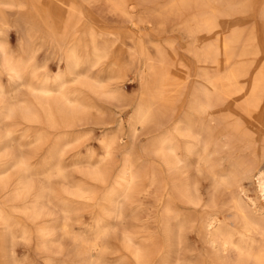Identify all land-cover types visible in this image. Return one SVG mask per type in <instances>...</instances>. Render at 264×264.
<instances>
[{
    "label": "rangeland",
    "instance_id": "obj_1",
    "mask_svg": "<svg viewBox=\"0 0 264 264\" xmlns=\"http://www.w3.org/2000/svg\"><path fill=\"white\" fill-rule=\"evenodd\" d=\"M0 1L2 2L0 19L4 22V25L0 26V46L11 67L20 69L18 59L21 53L24 60L31 58L32 64L29 65L32 67L27 68V76H33L31 82L39 83L46 78L53 79L59 71H62L65 74L62 79L65 82V90L70 89L71 92L77 90L82 98H80L82 106L75 112L77 116L71 118L57 116L58 128L50 127L45 120V96H43V111L40 105H36L38 104L35 101L36 96L31 95L30 91L22 86L23 79L15 77L12 70L2 68L1 64L0 99H5L6 103L16 108L29 107L39 121H25L20 116L1 120L0 149L6 145L9 147L8 150L6 149L7 153L1 152L0 155L12 156L13 151V154H17H14L15 156L21 154L30 158L36 174L34 173L31 179L26 177L28 181L32 180L36 188L49 186L52 190V195L48 198L51 205H48L47 200H43L45 213L52 214V218L47 216L46 219L59 218L60 209L64 208L70 218L73 236L85 242L102 229L108 228L107 235L100 240V245L105 248L94 253V256L78 254L80 242L74 243L58 231L48 238L49 243L43 247L42 237L36 230V224L28 219L29 216L10 210L12 201L8 191L14 187L19 172L7 166L0 169V172L4 171L0 178L12 176L11 186L9 185V190L5 193L0 189V211L11 215L13 219L10 230L0 225V264H51V261L55 264H139L131 256L137 249L141 253L144 252L143 254H149L148 264H203L208 248L195 221L188 224L184 230L183 240L179 246H174L171 250H161L159 205L154 187H148V180L156 167V158L145 148L152 146L156 136L155 123H175L177 120H180L179 123H186L189 120L192 123H199L198 115L188 111V99L193 89L198 86L199 73H202V70L208 74L212 73L211 66L199 62L194 55V50L200 46L199 44L193 46V39L186 36L183 31L180 22L184 17L169 11L168 6L172 0H132L137 4L138 13L135 12L137 15L133 14L135 17L132 15L131 19L114 13L104 0H73L79 12L78 17L75 18L79 23L74 34L79 42L70 41L74 39L72 33L65 32L61 30L62 28L56 29L57 16L61 15L62 8L56 0H43V5L36 4L35 0H21L23 8L12 4L13 0ZM240 1L249 3L248 9L244 12H238L237 6L228 9L223 18V25L226 28L238 26L244 33L247 32L244 35L249 39L252 51L244 57L234 58L233 64H238L244 69L246 76L242 82L248 86L264 61V16L262 17L261 11L264 0ZM80 30L93 32L94 42L86 33H82L83 31L79 36L77 33ZM73 42L79 44L78 51L82 52L86 48L91 51L94 46L106 51L111 49L109 60L122 65L124 78L121 81L105 80L104 89L100 91L76 87L70 82L72 77L65 72L64 61L66 52L73 46ZM154 44L158 45L164 55L172 60L173 66L175 65L171 76L173 80L179 82L180 88L167 99L165 98L166 100L155 102L154 107L160 109V116L151 117L150 122L142 125L129 123V118L137 105L146 107L145 91L141 85L146 82L153 83L154 80L147 71L145 59L146 54L153 60L157 59ZM1 57L3 58L0 53V60ZM180 62L186 67L183 74L178 71ZM102 65L91 70L92 78L97 77L99 69L107 66L108 62ZM24 74L20 71L21 76H25ZM101 92H104V95ZM244 94L245 92L233 97L222 96L223 100L219 105L221 107H217V118L206 123H233L232 119L227 120L229 116H238L240 123H264V115L261 112L246 110L243 103ZM47 100L50 102L49 98ZM67 108V105L62 106L65 115H68ZM5 130L14 133L12 136L13 140H16L14 143L6 144L10 138L4 136ZM25 131L31 137L43 134L46 139L40 149L35 150L32 144L27 143V139L22 140L23 137H19ZM62 133L70 137L72 144L61 154L57 150L52 151L51 145L53 139ZM111 135H115L117 146L113 145L106 151L103 142ZM124 150L129 151L134 168L139 174L131 194L125 199H117L121 210L120 216L110 220L101 214V210L107 203L104 198L108 194L110 185L122 169ZM1 156L0 166L7 163ZM42 157H46L44 162L48 164L43 163ZM57 160L63 168L65 180L52 176L47 181L44 175L51 171L50 164ZM98 171L104 172L106 176L104 185L97 184L83 175L84 172ZM198 181L200 194L203 195L201 197L206 202L210 183L204 177H198ZM243 188L249 196H253V183L245 180ZM77 190L82 191L84 195L92 196L89 200L72 198L70 193ZM32 195L25 197L26 200L18 201L17 205L19 207L29 205L32 202ZM55 205L61 207L56 208ZM187 209L189 210H182L181 218L186 216L196 220L204 216L201 208ZM169 225L171 231L175 232L177 223L171 219ZM126 236L132 238L129 247H125Z\"/></svg>",
    "mask_w": 264,
    "mask_h": 264
},
{
    "label": "bare ground",
    "instance_id": "obj_2",
    "mask_svg": "<svg viewBox=\"0 0 264 264\" xmlns=\"http://www.w3.org/2000/svg\"><path fill=\"white\" fill-rule=\"evenodd\" d=\"M56 1L62 7L61 15L57 16L56 29L62 28L61 30L72 33L74 39L70 41L77 42L78 37L74 35L79 23V20H75L79 15L77 6L73 0ZM104 1L114 13L122 17L131 19L132 15L137 12V4L132 0ZM35 3L43 5V0H35ZM12 4L23 8L21 0H13ZM235 6H237L238 12H244L248 9L249 3L240 0L234 2L230 0L226 2L224 0H172L168 6L170 12L184 17L183 20L180 19L182 20L180 24L183 31L186 36L193 39V46L197 44L200 46L194 50L195 57L199 62L210 65L212 73L208 74L204 70L199 73L198 86L193 89L188 99V111L198 115L199 123L189 122L190 120L186 123H179L180 120L175 123H155L156 136L152 146L145 148L156 158V167L148 180V187H154L159 205V228L162 233V236L160 235L161 250H171L174 246H179L183 240L184 230L188 224L195 221L198 224L199 232L202 234L204 244L208 248L203 264H264V123H240L238 116L226 117L227 120L232 119L233 123L229 121V123H206L215 121L217 118V107L222 103V96L233 97L242 92H245L243 103L246 110L254 113L258 111L264 115V61L251 78L248 86L242 82L246 76L244 69L238 64H233L234 58L244 57L252 51L249 39L244 35L247 32L244 33L238 26L226 28L223 25L226 11ZM261 11L263 17L264 7ZM135 15L133 16L135 17ZM72 17L74 18L72 19ZM2 25L4 22L0 19V26ZM82 31L80 30L77 34L86 33L88 38L94 42L93 32ZM80 34L79 36H81ZM74 42L73 46L66 52L64 61L66 64L65 72L72 77L70 82L74 83L76 87L100 91L104 89L105 80L121 81L124 78L122 65L109 60V51L111 50L109 47L106 48L110 50L106 51L94 46L93 50L89 49L91 51L86 50L87 48L83 52L79 50L81 53L78 51L79 44ZM154 50L157 54L156 60L147 54L145 58L147 71L154 79L153 83L146 82L141 85L145 91L146 107L137 105L129 118V123L142 125L150 122L151 117L160 116V109L154 107L155 102L166 100L180 88L179 82L173 80L171 76L175 66H173L172 60L167 58L156 44H154ZM0 53L3 56L0 60L2 68L12 70L15 77L23 79L22 86L28 89L31 95L36 96L35 101L38 104H35L40 105L41 110H43V96H45V120L50 127L58 125L57 116L71 118L75 115L76 110L82 106V98L77 90H72L73 92L70 89H68L69 91L65 90V82L62 81L65 74L62 71H59L53 79L46 78L39 83L31 82L33 76H27V68L32 67L29 65L32 64L31 58L24 60L20 53L18 59L20 69H13L1 46ZM105 62H108V65L99 69L97 77L92 78L90 76L91 70L97 66L100 67L99 65ZM178 67L181 74L185 73L186 67L183 63L180 62ZM20 71L24 72L25 76H21ZM102 94L104 95V92ZM47 98L50 99V102ZM4 100L0 99V121L10 120L15 116H20L25 121H39L37 115L35 116L29 107L19 106L20 108H16ZM65 105L68 106V115L63 114L62 106ZM4 133V136L10 138L6 144L16 141L12 138L14 133L11 130H5ZM29 135L25 131L19 137H23L22 140L27 139L28 142H25L32 144L35 150L40 149L46 139L43 134H37L33 137ZM70 144H72L70 137L62 133L53 139L51 148L52 151L57 150L62 154ZM113 145L117 146L115 135L108 136L103 142L106 151ZM8 147L9 145H6L0 149V153L6 152ZM14 154L12 151V156L0 155L2 159L4 158L3 161H7L5 165L0 166L1 170L10 166L19 172V176L17 177L16 174L17 178L14 177V179L16 178L14 187L8 191L12 201L10 210L29 216L28 219L36 224V230L42 237V246L45 247L49 243L48 238L58 231L74 243L80 242L78 254H86L88 257V255L94 256V253L103 250L105 247L100 245V240L107 235V227L85 242L77 236H73L70 218L67 210H63L64 208L60 209L59 218L46 219L47 216L52 218V214L45 213L43 200H47L48 205H51L48 198L52 195V190L49 186L36 188L32 180L28 181L26 177L31 179L35 173L30 158L21 154L18 156ZM45 159L46 157L41 158L43 163H46L44 162ZM49 167L51 171L44 175L47 181L52 176L65 180L66 176L63 174L59 160L50 164ZM3 172H0V175ZM138 174L129 151L124 150L122 169L110 185L108 194L104 198L107 203L101 210V214L107 219L112 220L120 216L121 210L117 199H125L131 194ZM83 175L100 185H104L106 182V176L101 171L84 172ZM198 177H204L210 183L206 202L203 201L201 197L203 195L200 194ZM11 178L9 176L0 178L2 192L5 193L9 190ZM245 180L254 184L253 196H249L243 188V181ZM30 194H33L32 202L29 205L19 207L18 201ZM70 196L89 200L92 195H84L82 191L77 190L72 191ZM54 207L60 208L61 206L55 205ZM188 207H191V210L201 208L204 216L196 220H191V217L186 216L181 218L182 210H189ZM12 219L11 215L0 211V225L6 230H10ZM171 219L177 223L175 232L171 231L169 225ZM22 233L24 234L23 231ZM131 242L132 238L126 236L125 247H129ZM143 253L137 249L131 256L139 264H148L149 254ZM51 264L55 263L51 261Z\"/></svg>",
    "mask_w": 264,
    "mask_h": 264
}]
</instances>
